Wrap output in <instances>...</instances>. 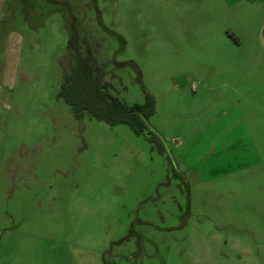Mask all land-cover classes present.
Listing matches in <instances>:
<instances>
[{"label": "rangeland", "instance_id": "374dc122", "mask_svg": "<svg viewBox=\"0 0 264 264\" xmlns=\"http://www.w3.org/2000/svg\"><path fill=\"white\" fill-rule=\"evenodd\" d=\"M69 9L111 93L152 97L163 151L56 97ZM263 16L264 0H0V264H264Z\"/></svg>", "mask_w": 264, "mask_h": 264}, {"label": "trees", "instance_id": "16d2710c", "mask_svg": "<svg viewBox=\"0 0 264 264\" xmlns=\"http://www.w3.org/2000/svg\"><path fill=\"white\" fill-rule=\"evenodd\" d=\"M90 9L96 13L97 20L95 5L91 4ZM62 28L66 34L63 49V60L66 65L62 61L59 62L60 80L56 97L68 106L72 118L80 120L86 115L109 126L125 124L135 135L145 132L147 141L153 142L158 151H163L161 137L147 122V116L153 109L150 94L141 88L143 101L140 104L127 105L122 102L111 93L112 85L103 78L101 65L96 63L87 39L79 32L71 9L62 17ZM128 63L137 73L135 65L132 62ZM113 64L119 66L122 63ZM102 261L104 264H111L104 259Z\"/></svg>", "mask_w": 264, "mask_h": 264}, {"label": "water", "instance_id": "95a60500", "mask_svg": "<svg viewBox=\"0 0 264 264\" xmlns=\"http://www.w3.org/2000/svg\"><path fill=\"white\" fill-rule=\"evenodd\" d=\"M258 36L260 39H262V41H264V16L259 27Z\"/></svg>", "mask_w": 264, "mask_h": 264}, {"label": "crops", "instance_id": "0c3cea01", "mask_svg": "<svg viewBox=\"0 0 264 264\" xmlns=\"http://www.w3.org/2000/svg\"><path fill=\"white\" fill-rule=\"evenodd\" d=\"M262 22V21H261ZM259 27H260V25H259ZM259 29V28H258ZM257 35V34H256ZM257 38L259 37V36H256Z\"/></svg>", "mask_w": 264, "mask_h": 264}]
</instances>
